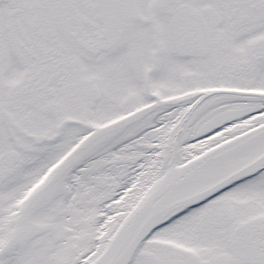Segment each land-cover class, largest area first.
Here are the masks:
<instances>
[{"label": "snow or ice", "instance_id": "1", "mask_svg": "<svg viewBox=\"0 0 264 264\" xmlns=\"http://www.w3.org/2000/svg\"><path fill=\"white\" fill-rule=\"evenodd\" d=\"M0 264H264V0H0Z\"/></svg>", "mask_w": 264, "mask_h": 264}]
</instances>
